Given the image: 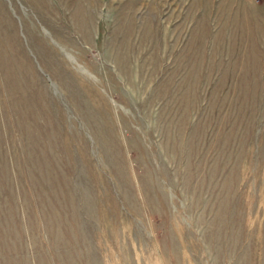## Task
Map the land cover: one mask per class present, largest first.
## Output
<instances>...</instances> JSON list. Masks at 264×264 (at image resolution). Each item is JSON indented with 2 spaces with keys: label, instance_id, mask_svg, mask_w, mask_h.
Listing matches in <instances>:
<instances>
[{
  "label": "rangeland",
  "instance_id": "1",
  "mask_svg": "<svg viewBox=\"0 0 264 264\" xmlns=\"http://www.w3.org/2000/svg\"><path fill=\"white\" fill-rule=\"evenodd\" d=\"M90 2L0 0V264H264V0Z\"/></svg>",
  "mask_w": 264,
  "mask_h": 264
},
{
  "label": "bare ground",
  "instance_id": "2",
  "mask_svg": "<svg viewBox=\"0 0 264 264\" xmlns=\"http://www.w3.org/2000/svg\"><path fill=\"white\" fill-rule=\"evenodd\" d=\"M81 3V2H80ZM87 3L88 4H91L90 0H87ZM66 4V3H65ZM82 4V3H81ZM67 5V4H66ZM69 6V5H68ZM72 7V6H71ZM69 8V7H68ZM83 8V6H82ZM69 10V9H68ZM78 10V9H77ZM77 10H73V12L70 14V17L71 20L73 19V21L75 22L76 24V27L81 31V32H84V24L86 23V20H89L87 19L85 13H84V10L83 9H79V11L77 12ZM248 17H242V19L240 20L239 18L237 20H234L233 23L235 25V27H238V28H248L249 27V23H248ZM73 22V24H74ZM74 24V25H75ZM233 25V26H234ZM86 32V31H85ZM81 34V33H80ZM85 35V33H84ZM89 38V37H88Z\"/></svg>",
  "mask_w": 264,
  "mask_h": 264
}]
</instances>
